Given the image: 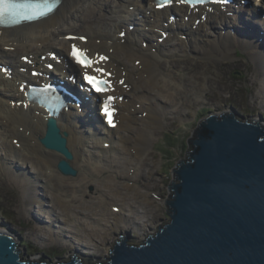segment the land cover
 <instances>
[{"label": "bare ground", "instance_id": "1", "mask_svg": "<svg viewBox=\"0 0 264 264\" xmlns=\"http://www.w3.org/2000/svg\"><path fill=\"white\" fill-rule=\"evenodd\" d=\"M59 1L60 5L55 12L46 18L12 29H0V179L3 177L4 183H14L19 186L20 181L17 180V176L26 173L32 183L27 185V189L34 191L37 201L45 203L48 196L50 202L58 199L63 204V208L54 204L48 208L43 207L45 204L40 206L49 219V221L47 218L41 220L40 223H45L47 220L50 225H54L52 223L61 220L66 224L77 214L100 222L101 229L84 227L88 235L87 238L84 237L86 242H77L79 246L94 247L98 250L96 244H101L104 240L100 237L101 234L122 231L123 227L119 225L120 210L119 214L113 213L106 218L103 217L108 214L105 213V205H110L109 203L98 202L97 208L94 202L85 200L82 197L84 195L66 198L68 193L72 192L71 189L76 187L71 186L58 175L75 178L78 173L75 168L79 166H84L90 175L96 174L92 173L89 167L91 162L96 160L105 161L106 164L123 170L130 169L136 177L140 172L139 165L147 167L148 160L153 162L149 157L147 145L155 134L162 130L167 116L186 114V108L197 106L202 102L206 89L210 91L217 89L214 85L222 82V75L229 70L230 60L236 48L245 52L248 60L253 59L256 66L263 67L258 74L264 78V20L246 16L238 19L234 12L231 16H225L222 7L227 8L226 11L232 12V10L222 5L214 7V11L220 12L218 14L223 15L222 17H217L215 13H208L204 22L194 26V21L198 18L197 14L186 16V9L173 6L164 12L170 15L181 13L179 16L176 15V18L156 15L150 9L143 7L151 8L152 0ZM259 1L262 2V0ZM111 3L114 6H110ZM130 6L134 9L129 10ZM257 7L260 5L257 4ZM141 12L144 17L149 14V17H158L163 23L172 26L178 23L176 29L181 33L179 35L181 38L175 36L176 40L171 36L165 43L159 44L154 38L153 30L161 26V22L157 19L150 20L149 17L144 18L143 21L140 19L144 38L134 35L133 28L131 30L127 28V22ZM187 17L188 20H185ZM226 23L231 25L226 28V25H223ZM149 24H152V27ZM169 25L166 27L168 28ZM235 25H238L240 29H236ZM250 27L252 31H247ZM121 31L129 37L132 36L133 39L127 41L126 34L124 38H121ZM207 31H212L208 37ZM74 35L85 36L87 40L83 43L80 39H71ZM183 36H185L184 39H182ZM73 42L85 50L87 48L93 59L106 57L104 61L94 63L91 68L103 69L102 75L109 79L113 87V91L108 94L113 96V105L116 106L117 125L113 130L105 128L102 122L92 115L89 105H85L84 114H80V106L77 113L71 107L67 113L63 111L58 121L60 128L68 134L64 141V149L70 150L72 155L67 157L63 154L59 156L54 149L41 145L40 139L43 138L47 114L36 106L24 104L23 95L26 90L31 92L35 90L44 98L49 97L59 101L70 97L78 104L73 91L69 94L60 93L61 87H71L63 83L64 77L76 71L75 66L72 65L74 60L69 52ZM50 51L56 52L57 55L54 54L51 57L47 54ZM18 55H29L30 64L22 63ZM42 55L45 59L54 58L55 66L52 72L45 71L41 76H37L39 79H35L30 71L38 69L37 64L39 66L42 64ZM136 61L139 62L138 66L131 67L130 63ZM221 62L223 64H219ZM5 68L10 69L11 72L6 73ZM55 79L59 81V89L54 87L49 90L47 86H52V80ZM21 86H23L22 92ZM257 96L264 98V84L259 88ZM95 98V96L91 97L93 100ZM80 120L83 121V125ZM106 142L109 143V150L103 148ZM113 151L120 152L124 157L110 158L109 153ZM60 161L68 164L75 171V175H62L56 168V164ZM119 163L122 164L119 166ZM113 176L115 177L112 178L120 179L122 188L133 191L135 196L139 197L140 209L147 212L155 207L146 198L149 194L147 192L149 185L146 188L142 187L144 192L133 184L130 185L132 175L118 171ZM42 179L44 184L37 181ZM46 185L53 189L49 195L44 189L42 193L39 190ZM86 187L92 188L94 194L100 193L99 196L107 197L105 191H101L98 185L95 187L90 182ZM106 187H108L107 184ZM111 200L118 201V204L113 203L111 207L118 206L123 209L124 199ZM28 203L30 202H26ZM67 205L74 207L78 212L68 208ZM134 208L138 210L136 206ZM56 209L66 210V212H58ZM99 209L100 211L97 212ZM69 226L67 224V227ZM44 229L40 231L43 235L47 232ZM75 231L79 233L81 229L77 226ZM50 234L51 240L57 242L60 236L65 235V229L56 228V231ZM93 236L98 238L99 242L92 243Z\"/></svg>", "mask_w": 264, "mask_h": 264}, {"label": "water", "instance_id": "2", "mask_svg": "<svg viewBox=\"0 0 264 264\" xmlns=\"http://www.w3.org/2000/svg\"><path fill=\"white\" fill-rule=\"evenodd\" d=\"M261 118L242 121L230 108L229 113L210 112L201 119L187 140L192 150L171 171L174 181L165 201L169 222L138 246L128 245L127 236L115 242L105 264H264ZM64 141L48 119L41 145L70 157ZM56 168L62 175H75L62 161ZM78 261L71 257L57 264ZM0 264L47 263L21 257L14 234L6 230L0 231Z\"/></svg>", "mask_w": 264, "mask_h": 264}, {"label": "rangeland", "instance_id": "3", "mask_svg": "<svg viewBox=\"0 0 264 264\" xmlns=\"http://www.w3.org/2000/svg\"><path fill=\"white\" fill-rule=\"evenodd\" d=\"M110 6H114V4L111 3ZM128 9L133 10L134 7L130 6ZM237 12L242 13L241 11ZM133 17L134 19H131L130 22L126 21L127 28L129 24H137V20L142 19L143 15L141 13ZM236 24L240 26L238 22ZM223 25H226V28H228L231 24L227 25L226 23ZM238 25H235L236 29H240ZM212 31H207V37L212 34ZM134 33L140 34V30H135ZM156 35L159 36L158 32H156ZM128 38L129 36L126 34L127 41H130L131 39L129 38V40ZM154 38L156 39V37ZM137 45L139 46L140 44L138 43ZM230 62L231 66L229 70L222 75V82L216 83L214 86L217 89H212L213 91L206 89L203 93L205 97L201 103L197 106L186 108V114H182L181 116L173 114L167 116L165 124L161 128L162 130H159L147 145L149 157L152 158L153 162L148 160L147 163L149 165L147 167L139 165L138 170L140 172H138L136 177L130 169L123 170L120 167L110 166L105 161L98 162L96 160L92 161L89 165L92 173L96 174L90 175L84 166H79L75 168L78 171L75 178L58 175L59 178L76 187L71 189L72 192L68 193L66 198L74 195H84L82 197L87 201L94 202L97 208L98 202L109 203L110 205H105V213L108 214L103 217L106 218L113 213L119 214L120 210L121 221L119 225L123 227L122 231H109L107 234H101L100 237L104 240L101 244H96L98 250H95L94 247L79 246L77 242H86L85 238L88 235L84 227L86 229H101L100 222L77 214L73 216V220L66 222V224L61 220L57 223L51 221L55 222L52 223L54 225H50V222H47V220V223H40L41 220L48 219V215L42 212L40 206L45 204L43 207L48 208L54 204L63 208V204L58 199L50 202L48 196L45 203L37 201L34 191L27 189V185L32 183L26 173L17 176V180L20 181L19 186L14 183H4L2 181L3 177L0 179V231H11L18 243L21 254L27 253L30 259L39 260L41 255H37L36 253H42L45 256L51 257L53 262L55 259L61 262H68L71 256H74L80 259L83 264L92 262L106 263L109 260V251L112 250L115 242L124 240L126 236L127 243L130 245H140L149 236H153L158 231V228L169 222V209L165 201L170 200L171 194L168 191V186H170L171 181H174L171 171L180 160H185L189 151L192 150V146L190 147L187 140L191 138L198 122L210 112L219 116L222 113H229L230 108L243 118L241 119L242 121L247 120L251 122L253 120L259 122L261 116V120L263 119L262 121H264V98L257 96L259 88L264 84L263 76L258 74V71H261L263 67L256 66L253 59L248 60L245 52L238 48H236ZM219 64H223V62ZM130 66L137 67L138 65L135 62H131ZM171 118L173 120H170ZM262 121L261 124L264 125ZM12 144L15 145L14 143ZM104 149L107 150L108 148ZM109 156L110 158L124 157L117 151L109 153ZM121 164L119 163L118 165L120 166ZM105 171L109 173H104ZM118 171H124L128 175H132L130 185L133 184V186L138 187L141 191L145 192L143 188L149 185V191H147L149 194L146 198L155 206L151 211L145 212L144 209H140L138 207V203L140 202L139 197H136L133 191L122 188L120 179L112 178L115 177L113 175L118 173ZM37 181L44 184V179ZM90 182L95 187L98 185L101 191H105L107 197L99 196L100 193L94 194L92 188L87 189L86 185ZM106 184L108 187H106ZM43 189L48 195L53 191L50 186L46 185L44 188H39L40 193L43 192ZM113 198L124 199L122 201L123 209H120L118 206L111 207L113 203L118 204V201L111 200ZM26 202H30L27 207L26 205L28 204ZM135 206L138 210H135ZM52 207L56 208L55 206ZM115 207L117 208L114 209ZM68 208L78 212L72 206H68ZM56 210L58 212H66V210ZM99 211L100 209L97 210V212ZM67 224L70 226L67 227ZM77 226L81 229L79 233L75 231L77 230ZM42 228H45L44 230L47 231L44 235L40 232ZM56 228L65 229V235L60 236L57 242L50 238V232H55ZM101 233H104V231H101ZM96 241H98V238L93 236L92 243Z\"/></svg>", "mask_w": 264, "mask_h": 264}, {"label": "snow or ice", "instance_id": "4", "mask_svg": "<svg viewBox=\"0 0 264 264\" xmlns=\"http://www.w3.org/2000/svg\"><path fill=\"white\" fill-rule=\"evenodd\" d=\"M173 2V0H163L162 3H157V8H163L165 5L167 4H171ZM177 3H182V4H186V3H191L192 0H176ZM197 3L202 2V0H196ZM0 5H7L9 8H16V7H20V8H36V9H40V8H48V4L46 2H44V0H42L41 3L38 4H27V5H16V4H12L9 3V0H0ZM50 10V9H49ZM3 9H0V12H2ZM40 15H44V12H40ZM28 20H32L34 19L33 16H26L25 17ZM81 39H83V37H81ZM71 55L72 57L76 60V62L78 64H80L81 66L85 67V68H91L93 65V61L87 59L85 56L82 55V52L80 49H78L75 45L72 46V51H71ZM27 59V58H25ZM106 59V57L101 56L100 57V61H104ZM49 67H51V65H49ZM95 71L97 73H103L104 70L101 68H96ZM35 75V73H34ZM84 79L87 81V83L89 85H91V87L97 92V93H104L106 92V85H108L109 81L104 80L100 77L97 76H93V75H88L85 74ZM123 83V82H121ZM109 99H112V97H109ZM103 113L104 115L108 118V123L110 125H112L113 127L115 126L112 120V111L108 108V105L105 104L104 108H103Z\"/></svg>", "mask_w": 264, "mask_h": 264}, {"label": "clouds", "instance_id": "5", "mask_svg": "<svg viewBox=\"0 0 264 264\" xmlns=\"http://www.w3.org/2000/svg\"><path fill=\"white\" fill-rule=\"evenodd\" d=\"M247 121V120H246ZM249 122V121H248ZM57 155H61V154H59V153H56ZM160 229V228H159ZM6 232V231H5ZM155 235V234H154ZM153 235V236H154ZM125 240V239H124ZM120 241H122V240H120ZM117 243V242H116ZM128 244V243H127ZM128 245H130V244H128ZM115 246V245H114ZM114 246H113V248H114ZM133 246H138V245H133ZM112 248V249H113ZM18 250H19V254H20V256L21 257H24V258H27L29 261H31V262H43V263H47V264H57V263H68V262H70L71 261V258H70V260L68 261V262H61V261H59L58 259H55L54 260V262L51 260V257H49V256H45V255H43L42 253H36L37 255H41V258L39 259V260H35V259H30V258H28V256H27V253H25L24 251V253L23 254H21V252H20V249H19V246H18ZM112 250H110L109 251V258H110V252H111ZM71 257H74V256H71ZM42 258H45L46 260H43L42 261ZM75 260H79L78 261V263H80V264H83L82 263V261L80 260V259H77L76 257H75ZM109 261V260H108ZM108 261L106 262V263H108ZM89 264H105V263H101V262H92V263H89Z\"/></svg>", "mask_w": 264, "mask_h": 264}]
</instances>
